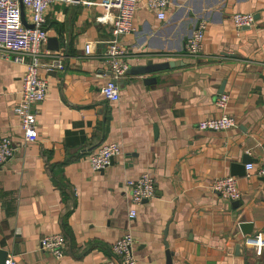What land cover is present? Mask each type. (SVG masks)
I'll list each match as a JSON object with an SVG mask.
<instances>
[{"label":"crops","instance_id":"crops-1","mask_svg":"<svg viewBox=\"0 0 264 264\" xmlns=\"http://www.w3.org/2000/svg\"><path fill=\"white\" fill-rule=\"evenodd\" d=\"M104 12L84 0L50 6L40 67L48 92L33 105L34 142L13 112L27 64L0 55V138L11 137L16 148L0 165V249L18 264H104L112 244L131 232L137 264L255 263L264 247L259 254L247 245L240 224L264 235V0H172L164 20L140 0L135 30L119 37L133 53L129 70L149 59L175 65L128 71L118 80V101L101 94L111 78L101 55L114 38L113 25L100 20ZM238 12L253 13L255 24L237 28ZM201 20L208 24L203 49L187 54ZM90 41L95 52L87 55ZM164 51L175 58L154 55ZM56 60L63 67L48 70ZM221 93L229 96L225 108L216 103ZM224 114L237 126L199 129ZM111 142L121 144L120 155L95 171L91 153ZM246 156L250 170L236 165ZM145 173L155 178L156 196L136 206L125 183ZM231 175L237 200L211 188ZM58 233L67 240L62 258L41 249L45 235Z\"/></svg>","mask_w":264,"mask_h":264},{"label":"built area","instance_id":"built-area-1","mask_svg":"<svg viewBox=\"0 0 264 264\" xmlns=\"http://www.w3.org/2000/svg\"><path fill=\"white\" fill-rule=\"evenodd\" d=\"M140 0H84L87 5L97 4L104 8L105 12L100 16L101 21L110 22L113 25L114 38L106 42V49L102 53V61L110 72V80L101 88L102 96L110 101H118L121 97L118 80L129 71V58L131 50L119 39L122 35L130 34L135 30L134 17ZM57 2L76 4L79 0H0V55L10 58L16 63L27 64L23 76L21 99L15 105L13 112L20 120V127L27 142L38 139V119L33 111L35 103L44 101L47 97L48 84L45 78L40 76L42 47L47 41L46 21L50 6ZM148 8L154 11L161 20L166 18L167 11L172 0H146ZM22 5L29 12L33 27H27L22 21ZM234 25L243 29L255 24L253 13L238 12L233 14ZM208 24L201 20L195 32L187 39L184 51L190 55H199L203 49V43ZM95 42L85 45L87 55L95 52ZM155 56L166 60L175 58L172 52H158ZM63 67L60 61H53L48 70ZM229 96L221 93L217 99V105L225 108ZM237 126L236 119L228 114L221 117H209L199 122L201 130H227ZM121 144L111 142L102 144L91 153L89 161L95 171L105 169L111 161L120 155ZM16 152L13 140L9 136L0 138V165L11 159ZM253 168L252 163L247 164V169ZM264 174V170H261ZM126 189L133 204L140 205L156 196L155 178L150 173H145L136 179L126 181ZM214 192L224 199L237 200L241 197L236 176L216 178L211 185ZM128 217L133 220L137 217V209L132 208ZM247 245L257 248L261 254L264 247V235L262 233L245 237ZM67 240L62 234H48L41 239V249L52 253L57 258L65 255ZM135 240L131 232L125 233L111 246L110 253L105 258L104 264H137L134 254ZM4 264H18L14 256L7 255Z\"/></svg>","mask_w":264,"mask_h":264},{"label":"water","instance_id":"water-1","mask_svg":"<svg viewBox=\"0 0 264 264\" xmlns=\"http://www.w3.org/2000/svg\"><path fill=\"white\" fill-rule=\"evenodd\" d=\"M22 21L27 27H33L32 24L27 22L23 5H22ZM174 65H175L174 62H155L153 59H149V60L145 61V63H143V64L132 67L129 71L137 72V73H141V74L158 73V72H161L163 70L168 69L171 66L173 67ZM145 81L146 82H153V81H156V78L155 77H149V78H146ZM249 161H250L249 156H246L241 165L240 164H236V165L243 166L245 168L246 163H248ZM113 162H114V159L111 161V164H113ZM240 227H241L242 234L244 237H247L249 235H253V224L252 223L242 222L240 224ZM241 247H243V244H238L237 248L241 249ZM249 252H247V253H249ZM7 255H8L7 251L0 249V263L1 264H4L5 259L7 258ZM167 256H168V260L170 262L171 261V252L169 250L167 251ZM247 264H252V263L248 262ZM253 264H264V257L263 258H257L255 263H253Z\"/></svg>","mask_w":264,"mask_h":264}]
</instances>
